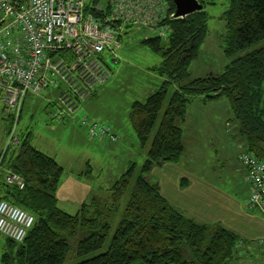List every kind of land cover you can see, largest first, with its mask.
Returning a JSON list of instances; mask_svg holds the SVG:
<instances>
[{"label": "trees", "instance_id": "16d2710c", "mask_svg": "<svg viewBox=\"0 0 264 264\" xmlns=\"http://www.w3.org/2000/svg\"><path fill=\"white\" fill-rule=\"evenodd\" d=\"M167 2L168 12H174L173 1ZM208 18L204 8L163 20L169 43L154 70L167 78L146 101L133 102L130 111L147 158L140 170L136 163L130 164L111 186L110 196L94 195L74 214L58 204L64 168L18 129L27 95L56 87L49 84L40 92H28L17 121L6 114L5 104L6 137L14 127L18 142L0 152V199L32 213L35 222L23 241L8 238L2 264H238L241 235L220 222L187 215L163 196L152 174L156 166L181 161L186 147L180 123L186 119L188 103L200 94L229 98L245 142L239 159L244 165L241 157L248 154L264 161V46L233 58L220 74L191 77L189 66L207 36ZM222 18L226 55L264 39V0H230ZM162 36L145 37L144 43L160 51ZM61 104L59 97L54 118L66 117L61 115ZM10 172L23 179L24 187L9 182Z\"/></svg>", "mask_w": 264, "mask_h": 264}, {"label": "built area", "instance_id": "2783aa9c", "mask_svg": "<svg viewBox=\"0 0 264 264\" xmlns=\"http://www.w3.org/2000/svg\"><path fill=\"white\" fill-rule=\"evenodd\" d=\"M168 9L167 0H0V100L7 105L6 114L17 121L25 95L49 84L57 87L48 78L57 74L68 84L60 96L61 115H72L110 75L101 54L120 45L116 33L137 25L167 35L162 22L175 18ZM89 134L119 138L99 120L89 121ZM17 142L12 127L2 152ZM241 159L249 169L247 204L264 210V161L248 154ZM8 180L25 185L13 172ZM34 222L32 213L0 199V233L21 242Z\"/></svg>", "mask_w": 264, "mask_h": 264}, {"label": "rangeland", "instance_id": "374dc122", "mask_svg": "<svg viewBox=\"0 0 264 264\" xmlns=\"http://www.w3.org/2000/svg\"><path fill=\"white\" fill-rule=\"evenodd\" d=\"M203 1L205 2V10L209 15L208 33L200 46L198 57L189 66L191 77L204 76L210 73L220 74L233 58L244 56L264 46L263 39L233 56L226 55L223 41L226 29L222 15L228 9L230 0ZM156 34H159L156 30L152 31L148 27L137 25L125 26L122 31L117 32L115 38L120 45H113L111 47L114 49L113 51L109 49L101 54L109 69V77L103 83L97 84L94 89L95 94L83 100L79 107L83 110V114L91 120L100 119L103 122L117 117H120L121 120L125 118L133 138L123 143L120 140V134H118L117 141H109L108 137H103L109 145L104 142L101 146L90 143L87 139H76L72 133L65 134L60 140L56 139L57 145L63 150L64 154L70 157H65L61 161L66 172L65 177L63 176L60 181L58 193V204L65 211L72 214L76 213L80 208L81 196L85 197V201L91 199L94 195L103 198L110 196L111 186L128 169L130 163H136L137 170H140L144 164L147 158V147L144 148L137 137L130 121V111L133 102L146 101L150 94L154 93L167 78L157 71L155 72L154 68L162 61V54L169 43V38L166 35L162 36V50L160 51H153L144 43L145 37ZM48 78L58 82L56 89H50L56 90L59 94L58 96L53 95L52 101L57 104L53 103L51 107L55 109L56 105H59L60 95L68 89V84L57 74H49ZM160 78L163 79L160 80ZM105 83L107 87L98 98L96 94ZM174 88L172 87V90ZM206 97L207 95H196L188 103L186 119L180 123L183 128L186 151L181 161L175 164L193 173L196 172L199 175L202 173V176L216 180L213 172L208 171L210 167L215 166L217 170L222 172L224 170L229 171L230 165L239 164L236 156L227 155L231 158L229 162L225 161L223 159L224 151L227 154L229 149L223 150V148H220L225 145L232 146L234 135L235 137L239 135V123L235 119L233 106L228 97L223 96L217 99ZM91 100L95 101L86 107L87 102ZM69 120H71V117L67 116L60 119L64 123ZM227 122L229 126L226 127ZM30 127V120L23 118L18 129L20 132L21 129L30 130ZM95 139L102 138L96 137ZM63 140L64 142H62ZM84 158L91 161L92 168L88 167V176L81 178V184L76 183L68 190L63 185L68 177H66V174L69 173L70 176H74ZM127 196L128 194L126 198ZM247 207L249 210L253 209L248 204ZM0 239L5 240L7 245V236L0 233ZM2 251L0 252V260L1 255L4 253ZM260 260L262 261L261 256Z\"/></svg>", "mask_w": 264, "mask_h": 264}, {"label": "crops", "instance_id": "0c3cea01", "mask_svg": "<svg viewBox=\"0 0 264 264\" xmlns=\"http://www.w3.org/2000/svg\"><path fill=\"white\" fill-rule=\"evenodd\" d=\"M162 79L160 78V80ZM106 87L107 85L105 83L99 88L96 94L98 98ZM53 95L58 96L59 94L56 90L48 89L41 95L33 93L27 95L21 120L23 118L30 120L31 127L30 130L21 129V132L23 135L29 134L31 144L36 149L55 158L64 168L65 174V166L61 161L65 157H70L64 154L63 150L57 145L56 139L60 140L65 134L72 133L76 139H87L90 143L97 146H101L104 142L106 145L109 144L104 138L97 140L95 139L96 137L90 136L89 121L91 119L85 116L83 110L80 108L76 110L71 116V120L67 121V123L54 118L52 116L54 108L51 107ZM94 101H88L86 107ZM4 110L5 103L0 100V152L4 150L6 145V131L8 126L5 120ZM84 118H87L85 122H83ZM98 120L100 121V119ZM109 120L100 122L108 125L112 132L120 134V140L123 143L133 138V134H131L125 118L121 120L120 117H117ZM33 121L35 122L32 123ZM227 126H229L228 122L226 123ZM233 139L232 146L228 147L225 145L220 148H223V150L229 149L227 154L224 151L225 155L223 159L225 161L229 162L231 158L227 155L232 157L236 156L239 164L230 165L229 171L224 170L222 172L217 170L215 166L210 167L208 171L213 172L216 180L204 177L202 173L201 175L196 172L193 173L178 164L167 162L154 167L152 174L159 182L163 196L183 210L187 215L203 222H220L241 235L243 242L240 245L239 258L237 259L238 264H264V211H250L247 207V199L249 196V186L246 179L247 169L239 159V155L245 150V142L239 135L237 137L234 135ZM90 162L89 159L84 158L82 163L79 164L78 171L74 176H70L69 173L66 174V177H68L63 182L64 187L70 190L76 183L81 184V178L88 176V167L92 168ZM183 178L187 180L185 181ZM84 198L82 196L80 197V207L85 202ZM6 248L5 240L0 239V252L1 250L5 252ZM3 254L1 255L0 263H2ZM260 256L262 261L260 260Z\"/></svg>", "mask_w": 264, "mask_h": 264}, {"label": "water", "instance_id": "95a60500", "mask_svg": "<svg viewBox=\"0 0 264 264\" xmlns=\"http://www.w3.org/2000/svg\"><path fill=\"white\" fill-rule=\"evenodd\" d=\"M174 4V17L181 18L205 8L200 0H172Z\"/></svg>", "mask_w": 264, "mask_h": 264}]
</instances>
